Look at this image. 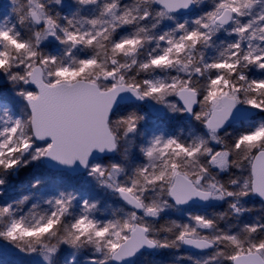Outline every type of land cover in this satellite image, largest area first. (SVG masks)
<instances>
[{"label":"snow or ice","instance_id":"1","mask_svg":"<svg viewBox=\"0 0 264 264\" xmlns=\"http://www.w3.org/2000/svg\"><path fill=\"white\" fill-rule=\"evenodd\" d=\"M9 7L0 252L18 264H136L145 250L178 253L162 264H264V0ZM184 117L187 130H169ZM105 196L118 203L102 212ZM253 201L262 215L245 221Z\"/></svg>","mask_w":264,"mask_h":264},{"label":"rangeland","instance_id":"2","mask_svg":"<svg viewBox=\"0 0 264 264\" xmlns=\"http://www.w3.org/2000/svg\"><path fill=\"white\" fill-rule=\"evenodd\" d=\"M209 0H205V4H208ZM10 0H0V16L5 14V12H10ZM200 9L194 8L193 11L186 13V14H180V19H191L194 15L198 14ZM165 26H170L169 22H165ZM5 95H9V93H5ZM152 123H155L154 120L151 121ZM168 123L171 125L169 130H175L176 128H184L187 130V128L191 125L190 118L184 117L182 119H171L168 121ZM244 175H247V171L244 172ZM20 179H23L22 177L17 178L15 181L16 183L19 182ZM102 205H101V211L103 212L105 210V205L108 206H114L118 202L115 201L111 197H102ZM256 205L257 211H254L250 214H245L242 219L245 221H250L254 216H260L262 213L259 211V201H253ZM217 207L219 209H223L225 205L223 204H217ZM26 210V209H25ZM194 210H197L194 208ZM199 210H204V206H199ZM181 251H186L185 249H182ZM189 252V251H186ZM193 253V252H189ZM67 254L66 250L61 252V258H63ZM198 254V253H197ZM178 255V253H174L172 251H163V252H150L146 253L144 252L140 256L136 258V264H162L164 261H171L175 258V256ZM19 257L14 254V252H0V264H18ZM32 259V258H25ZM176 264H188L187 261H177Z\"/></svg>","mask_w":264,"mask_h":264},{"label":"water","instance_id":"3","mask_svg":"<svg viewBox=\"0 0 264 264\" xmlns=\"http://www.w3.org/2000/svg\"><path fill=\"white\" fill-rule=\"evenodd\" d=\"M193 9H191V10H189V11H187V12H183V13H181V14H185V13H189V12H191ZM186 251H189V252H194V250H192V249H185ZM145 252L147 253V252H154V251H149V250H145Z\"/></svg>","mask_w":264,"mask_h":264}]
</instances>
